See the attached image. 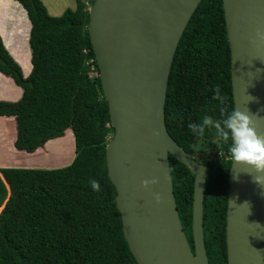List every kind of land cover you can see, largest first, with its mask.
I'll return each mask as SVG.
<instances>
[{"label": "trees", "instance_id": "1", "mask_svg": "<svg viewBox=\"0 0 264 264\" xmlns=\"http://www.w3.org/2000/svg\"><path fill=\"white\" fill-rule=\"evenodd\" d=\"M0 3L9 9L0 20V100H17L0 101V141L21 161L0 170V264H137L107 176L105 149L113 135L108 104L99 78L84 72L87 60L97 69L85 0H75V9L58 17L50 16L41 0ZM217 86L223 105L213 98ZM222 108L234 109L223 3L201 0L175 50L165 125L191 156L195 139L219 141L216 162L204 164L209 167L203 199L209 264H227L232 162L229 145L214 128L201 137L189 124L205 116L222 119ZM42 148L56 153L58 163L32 169L46 156ZM169 165L179 219L193 251L194 175L171 155ZM57 167L62 168L51 169ZM93 179L100 191L90 187Z\"/></svg>", "mask_w": 264, "mask_h": 264}, {"label": "water", "instance_id": "2", "mask_svg": "<svg viewBox=\"0 0 264 264\" xmlns=\"http://www.w3.org/2000/svg\"><path fill=\"white\" fill-rule=\"evenodd\" d=\"M200 2L191 0L189 8L184 0H93L88 10V36L113 129L105 149L107 176L116 191L124 239L137 264H209L203 236L209 167L185 152L165 125L173 57ZM222 3L234 108L248 109L264 135V0ZM169 34L172 37L165 36ZM168 142L182 159L168 151ZM169 155L194 175L193 251L176 208ZM231 162L227 264H264V186L255 182L253 169ZM153 178L158 183L145 188L142 182ZM155 193L161 195L159 203Z\"/></svg>", "mask_w": 264, "mask_h": 264}, {"label": "clouds", "instance_id": "3", "mask_svg": "<svg viewBox=\"0 0 264 264\" xmlns=\"http://www.w3.org/2000/svg\"><path fill=\"white\" fill-rule=\"evenodd\" d=\"M214 99L219 100L221 105L225 102V97L220 93V87L214 89ZM222 119L213 120L205 116L199 123L189 124L190 130L198 136H204L206 129H215L216 135L229 145V153L233 164L239 163L253 169L254 180L264 186V135L260 134L257 123L253 120V114L248 109L241 111L235 107L228 112L221 109ZM230 142V143H229ZM143 186L147 188L149 184L158 183V179L144 180ZM90 187L94 191H100V183L97 180L89 181ZM155 199L159 203L161 195L155 193Z\"/></svg>", "mask_w": 264, "mask_h": 264}, {"label": "rangeland", "instance_id": "4", "mask_svg": "<svg viewBox=\"0 0 264 264\" xmlns=\"http://www.w3.org/2000/svg\"><path fill=\"white\" fill-rule=\"evenodd\" d=\"M42 1V0H41ZM43 3V2H42ZM93 0H85V5L87 11L91 8ZM43 5L45 6L48 14L53 17L61 16L67 9H73L74 1L73 0H44ZM9 9L4 7L0 3V20L1 18H7V11ZM84 72L89 76L91 80H94L98 77V72L96 67L92 64L90 60H87L85 63ZM23 73V72H22ZM72 133V132H71ZM74 140V139H73ZM218 145L219 141L214 139L210 141L209 139L197 138L194 140L192 145L193 148V158L201 164L216 162L218 155ZM42 152L46 154L45 157L41 158L37 161L35 167L32 169H50L47 167H53V165L57 164V155L56 153L49 154L45 151V148H42ZM21 161L15 158H12L8 154V150L5 145L0 141V169L7 168L11 166H19ZM65 165L63 167H66ZM62 168V167H57ZM56 168V169H57Z\"/></svg>", "mask_w": 264, "mask_h": 264}, {"label": "bare ground", "instance_id": "5", "mask_svg": "<svg viewBox=\"0 0 264 264\" xmlns=\"http://www.w3.org/2000/svg\"><path fill=\"white\" fill-rule=\"evenodd\" d=\"M187 2L186 6H188L189 8L191 7V5L189 4L191 0H184ZM186 16H181L180 18H182L183 20L185 19ZM166 37H172V34L169 35H165ZM167 149L168 151L172 152L173 154H175L178 158H183V155L181 154V152L174 147L170 142L167 143Z\"/></svg>", "mask_w": 264, "mask_h": 264}, {"label": "crops", "instance_id": "6", "mask_svg": "<svg viewBox=\"0 0 264 264\" xmlns=\"http://www.w3.org/2000/svg\"><path fill=\"white\" fill-rule=\"evenodd\" d=\"M74 1V6H73V9L72 10H74L75 9V7H76V5H75V0H73ZM42 2L44 3V0H42ZM26 19H27V15H26ZM27 21H28V19H27ZM28 23H29V21H28ZM28 37H29V35H28ZM25 76V75H24ZM5 101H17V100H5ZM51 169H56V168H51ZM58 169V168H57Z\"/></svg>", "mask_w": 264, "mask_h": 264}]
</instances>
